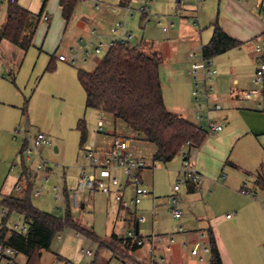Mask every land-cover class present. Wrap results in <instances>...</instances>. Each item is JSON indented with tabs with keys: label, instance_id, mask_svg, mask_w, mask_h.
<instances>
[{
	"label": "rangeland",
	"instance_id": "rangeland-1",
	"mask_svg": "<svg viewBox=\"0 0 264 264\" xmlns=\"http://www.w3.org/2000/svg\"><path fill=\"white\" fill-rule=\"evenodd\" d=\"M108 1L119 3L120 0ZM178 1L154 0L156 7L153 5L152 8V2L149 13L145 16L137 10H133V14L126 21L129 31L134 35L130 43L133 45L140 43L144 52L151 54L157 51L165 59L172 55L173 46L178 44V42L168 37V32L163 30V27L169 25L172 17L175 16L174 19L177 20L183 18L184 20L181 19L182 22H180L182 26L212 30L209 22L210 18L208 17L215 19L217 14L220 13L218 0ZM185 2L193 4L194 8L190 14H187L184 10ZM241 2L246 9L254 10L257 16L260 14L264 22V0H241ZM17 3L30 9L34 14L33 18L36 19V14L40 12L43 0H18ZM7 4V0H2L0 3L1 26L6 20ZM131 4L136 7L138 2L137 0H131ZM260 4L262 8L259 10L258 6ZM180 8L186 13L183 14L185 15L183 17L180 16V13L175 15L176 10L180 11ZM45 10L49 12L51 20L50 22L41 20L35 39L41 46L45 35L48 34L46 43L43 46L46 51L53 52L56 49V55L65 53L70 56L71 48L73 46L78 48L81 44V38L83 39L82 44L87 45V42L94 36L92 33L94 29L101 37L103 36L104 45L101 53L92 54L91 51L95 41L88 43L87 49L90 52L88 60L77 62L78 65H82L87 70H92L95 62L98 63L108 50L107 35L110 33L111 23L118 20L124 21L123 17H113L104 7V4L100 8H96L88 0L78 2L69 21L63 19L61 15L59 0H48ZM195 18H199V21L196 22ZM193 20L195 21L193 22ZM260 35L245 43V47L232 50L239 52L238 55H242L245 62H250L255 54L248 47L249 45L255 47L256 42L262 39ZM181 41L180 43L183 44ZM33 49L35 47L30 48V50ZM198 49L195 50L199 52L200 49ZM191 57L195 59L193 56ZM68 64L73 65L72 63ZM244 72H247L246 67H244ZM162 75H164V64L161 63V82ZM59 76H54L55 81ZM253 78L254 74L251 76L252 84L254 83ZM244 79L242 78V81ZM253 86L261 88L264 87V83ZM194 88L192 78L191 93ZM37 101L34 107L27 108L26 116L28 118L24 119L18 129L22 137L28 139V142L39 131H43L51 144H45L44 147L41 146L38 149L35 148L30 159L25 160L24 163L21 153H18L16 167L9 165L8 168L12 169L10 176L4 185L2 182L3 192L19 193L13 188V175L16 176L18 173L19 177L24 170V166L36 172L38 163L46 160L48 167L51 169L50 176L37 180L33 174H30V181L25 189L27 191L30 182H32L30 185L31 188L33 187L31 192L32 203L41 210L63 217L66 208L65 195L57 197L56 193L57 191L61 192L63 189L70 193L75 187L82 165L88 164V161L82 155L81 148L84 144H91L94 147V144L97 143L101 135L97 131L100 112L99 109L86 106L85 92L79 81L78 88H68L60 93L44 95L38 97ZM196 110L197 105L195 104L189 119L198 122L195 116ZM74 112L75 114L72 115ZM174 112L187 118L182 112ZM101 115L107 118L104 132L116 130L118 133L128 134V128L123 120H115L111 114L104 111ZM79 118H85L87 126L86 140L82 145L80 144L81 134L76 127ZM71 121H73L72 125L70 124ZM47 128L50 130H47ZM133 140L134 138L132 144ZM154 150L155 145L153 143L136 141V154L143 157L147 165L153 166L145 176V182L141 185L150 192L138 205L137 214L145 217L139 226L138 234L145 240L143 243V251L145 252L149 248L150 235H172L174 237L171 241V251L162 252L163 263L157 257L152 260L151 257L146 255H135L133 251H128L117 241L115 243L120 249L118 253L120 257L113 256L109 249L99 247L96 241L78 233L72 227H66L54 236L50 248L43 250L40 258L31 264H152V261H157L159 264H167L169 261L170 264H209L210 253H204L203 257L200 258L199 255L191 254V246L185 243L188 240L186 235L188 231L194 229L205 231L204 226L206 224L202 219L205 216L217 217V220H220L218 226L226 245L222 257L224 264H264V189L257 187L253 182V176L255 174L257 176L258 172L264 176V163L257 171L245 167L242 169L246 177V185L250 188V191L244 194L239 189L238 192L241 197H238L235 193L218 191L210 200L206 194L197 195L198 191L189 192L187 184H183L177 192L182 216L175 218L170 207V198L175 193L174 185L177 183L178 176L182 173L183 155L180 153L171 161L163 163L153 161ZM228 166L231 165L228 164ZM40 184L43 185L42 193L40 196H35L33 190ZM253 189L254 191H251ZM81 196L83 197L79 208L71 209L72 218L81 228L92 233L96 239L108 241V236L113 231L119 238L129 229L135 233L136 228L133 223H125L117 218L118 204L112 194L96 192L82 194ZM251 199L257 203H252ZM237 206H242L243 209L241 216L239 215V223L233 225L226 217L228 213L233 218L236 217ZM0 207H2L1 203ZM2 215L3 212L0 209V222ZM14 224L26 225L23 215L15 211L10 213L7 220V226L10 229ZM180 227H182V230ZM14 257L17 264H26L27 262V257L23 253L18 252ZM166 257H168L167 261ZM1 260L0 264H4V261Z\"/></svg>",
	"mask_w": 264,
	"mask_h": 264
},
{
	"label": "crops",
	"instance_id": "crops-1",
	"mask_svg": "<svg viewBox=\"0 0 264 264\" xmlns=\"http://www.w3.org/2000/svg\"><path fill=\"white\" fill-rule=\"evenodd\" d=\"M124 1L128 0H120L119 3L105 0L104 7L113 17H123L124 20L127 21L133 12L127 16L124 14L121 9V5ZM241 3V0H218L220 13L217 14L215 19L208 17L210 18L209 22L212 26V30L182 26L180 22L184 19L181 18L182 20H177L174 19L175 16L170 19L167 27H163V30L168 32V37L178 42V44L173 46L171 50L172 55H170V57L163 59L162 56L164 75H162L161 83L164 102L170 111L182 112L187 116V119L191 117L190 115L196 104L191 93L192 77L188 73L192 61L191 52L197 48L200 49L203 44L209 41L213 33V24L216 21L229 35L242 42L240 46L231 48L211 58V66L216 69V73L212 76L211 83L213 90L210 92L208 103L210 106L214 103L221 104L222 109L212 110L210 114L215 121L223 123L222 130L207 134L204 142L198 147L184 148L185 157L201 173L199 182L197 184L187 185V189L189 192L198 191L197 195L206 194L210 200L213 199L218 191L235 193L238 197H241V194L238 192L239 189L241 193L244 194L245 192L242 191L243 189L246 192L250 191V188L246 185V177L242 169L245 167L257 171L264 163V87H254L253 85L258 86L259 84H252L251 82V76L259 65L260 58L255 52L253 45H249L248 47L255 54L250 62H245L243 56L238 55L239 52H234V50H232L245 47V43L260 34V37L264 39V22L260 14L257 16L254 10L246 9ZM153 5L156 7L154 2L152 8ZM183 7L187 14H190L194 8L193 4L186 2ZM261 8L262 5L260 4L258 9L260 10ZM179 13L182 17L185 16L183 14H186L181 8L180 11L178 9L176 10L175 15ZM42 14H47L49 19L45 20L40 16V20L33 35L32 45L28 49L24 50L6 38H0V196L13 194L22 197L26 193H5L3 192V185L12 171V169L8 168L9 165L11 164L16 167V156L20 153V149L24 142L28 143V139L23 138L18 129L24 119L28 118L26 116L27 108L34 107L36 102H38V97L60 93L68 88H78V69L85 68H83L82 65H78L77 62L88 60L90 52L87 49V45L88 43H93L90 39L84 49L81 48L82 44H79L78 48L73 46L71 48V54L72 50L78 52V57L74 61H72L71 55L65 60H59L58 55H56V49L53 52H49L43 48L48 34L45 35L44 42L41 46H39L35 39L36 31L41 20L47 22L51 20L49 12L45 9ZM195 20L198 22L199 18H195ZM195 20H193V22ZM1 24L0 21V26ZM112 25L113 23H111V26ZM49 26L50 24L48 27ZM97 35L98 39L103 42V36L101 37L98 33ZM180 40H182L181 42L183 44L180 43ZM31 47H35V49L30 50ZM91 52L92 54H96L93 50ZM52 55L55 56L56 68L52 71H47L46 66ZM68 63H72L73 65ZM96 65L97 62H95L94 68ZM244 67L247 68V72H244ZM55 75H60L56 80L57 82L54 78ZM242 78L245 79L242 81ZM263 83L264 81L262 84ZM246 90H256L258 94L248 98L245 96ZM99 112L100 114L103 113L102 110H99ZM73 114H75V112L72 113V115ZM81 119L85 120V118H79L78 122ZM104 119L106 125L107 118L104 117ZM189 120L199 124V121ZM71 123H73V121H71L70 124ZM104 127L103 130L98 132L101 133V135L97 143L94 144V147L102 148L107 146L113 135L118 133L116 130L104 132ZM47 130L50 129L47 128ZM129 133L128 130V134ZM136 141L145 143H147V141L134 139L133 144L131 143L130 154L139 156L135 151ZM48 144H51V141H49ZM88 145L91 146V144ZM21 157L24 163L25 160L22 153ZM228 164L231 166H228ZM152 167L153 166L148 165L144 168L142 171V182H145V176ZM30 174H33L37 180H40L43 176L42 172L38 170L33 172L31 169L25 168L24 166V170L19 177L18 173L16 176L13 175V188L15 189V184L20 180L23 182L24 187L27 186L30 181ZM256 178L257 176L255 174V176H253L254 184L264 189L263 186L256 184ZM131 189L132 187L129 186L128 191H130V193ZM254 189L251 191H254ZM82 197L83 196H80V202ZM250 201L254 204L257 203L252 199ZM236 208L238 210H236V217H226L233 225L239 223V215L241 216V211L243 209L242 206H237ZM135 217L136 213L124 209L118 204L117 218L125 223H133L137 231L144 220L137 222ZM202 219L206 224L204 226V228H206L205 231L197 229L188 231L186 234L188 238L187 242H185L186 245H190L192 248L198 240V234L204 232L206 235L202 237V242L204 245L210 247L208 238V230L210 229L213 232L220 254H222L221 257H223V250L226 245L223 234L218 226L220 220H217V217L208 216L202 217ZM143 246L144 244L133 251L135 255H146L147 257H151L152 260L157 257L162 261L164 258L162 252H170L172 242L165 243L162 240L151 242L149 239V248L147 252L143 251ZM204 253L210 252H203L201 250L199 257L201 256L202 258ZM167 260L168 257H166V261ZM1 261H4V259ZM15 261V257H13L12 264H17ZM167 264H170V261Z\"/></svg>",
	"mask_w": 264,
	"mask_h": 264
},
{
	"label": "trees",
	"instance_id": "trees-1",
	"mask_svg": "<svg viewBox=\"0 0 264 264\" xmlns=\"http://www.w3.org/2000/svg\"><path fill=\"white\" fill-rule=\"evenodd\" d=\"M80 0H59L61 14L66 21L71 18ZM1 3V2H0ZM47 0H43L40 12L34 14L16 2H8L6 20L0 26V38H6L26 50L32 45L35 29L44 12ZM145 16V15H143ZM242 42L229 35L216 21L209 41L201 46L202 55L214 57ZM162 56L154 51L151 54L143 51L140 43L119 42L109 47L105 55L91 71L78 69L77 76L86 93V106L111 114L115 120L121 119L126 124L131 139H141L155 145L153 161L166 163L178 154L186 160L184 148L198 147L206 139L207 132L198 124L170 111L164 102L160 79ZM56 68L55 56L50 58L46 70ZM81 133V144L86 140L87 126L84 119L77 124ZM24 142L22 153L27 146ZM32 182H30V185ZM256 184L264 187V176L257 174ZM22 196L13 194L1 195L0 203L7 213L0 222V243L9 245L27 257L26 264L40 258L42 251L49 249L54 236L66 227L74 228L89 239L96 241L99 247L109 249L113 256H119V242L132 252L141 245L130 237H118L113 231L108 241L96 239L92 233L81 228L72 218L69 196L66 189L65 214L63 217L36 207L31 201L32 188ZM23 215L27 229L24 232L12 230L7 226L11 212ZM137 236L138 230L136 231ZM210 244L209 264H224L213 232L208 230ZM124 260V259H123ZM152 264H159L153 261Z\"/></svg>",
	"mask_w": 264,
	"mask_h": 264
},
{
	"label": "built area",
	"instance_id": "built-area-1",
	"mask_svg": "<svg viewBox=\"0 0 264 264\" xmlns=\"http://www.w3.org/2000/svg\"><path fill=\"white\" fill-rule=\"evenodd\" d=\"M8 2H16L17 0H7ZM96 8H100L104 4L105 0H88ZM154 0H137L138 5L134 7L131 4V0L124 1L121 5V9L127 16L137 10L143 15H147L150 10V4ZM181 0H179L180 2ZM201 1V0H197ZM2 2V0H0ZM42 18L45 20L49 19L47 14H42ZM165 29V28H164ZM94 36L91 38V42L95 41L93 51L96 54L101 53L104 43L98 39L96 30L92 31ZM108 36L109 47L116 46L119 42H130L134 35L129 31L127 27L126 20H118L113 23L110 27V33ZM81 44L83 39H80ZM82 49L85 48V44H82ZM255 52L259 55L260 62L257 66L253 82L255 84H260L264 81V39L256 42ZM192 61L188 73L191 75L194 81L195 88L192 90V95L195 98L197 105L196 119L199 121V126L207 132V134H212L216 131H220L223 128V123L217 122L211 116L212 110H220L222 106L220 103H214L211 106L208 103L210 98V92L213 90L212 86V76L216 73V69L211 66V58L202 55L201 48L199 52L196 50L191 52ZM68 56L65 53L58 55L59 60H65ZM78 57V52L72 50L71 59L74 61ZM258 91L256 90H246L245 96L250 98L256 96ZM105 125V119L100 114L97 122V131L103 130ZM131 138L122 133H115L110 141V143L102 148H97L90 146L88 144L82 145L81 152L84 158L88 161L87 165H82L81 171L77 180L76 186L69 193V203L71 208H79L80 196L82 194H92L96 192H102L106 194H112L114 200L124 209L130 210L136 213V221L141 222L145 219L143 215L137 214V206L142 202V199L148 195L150 192L146 188L142 187V171L148 165L146 160L141 156H134L130 154ZM49 143V138L46 133L39 131L31 141L28 142L22 156L24 160H29L33 150ZM48 162L46 160L41 161L37 165V170L43 173L40 178L42 180L44 177L48 178L50 176V168L48 167ZM201 179V173L189 162L188 159L183 160L182 173L178 176L177 183L174 185L175 193L170 198V207L172 214L175 218H180L182 216V210L179 207V198L177 192L181 189L183 184H197ZM131 186V193L128 191V187ZM15 189L20 193H25L26 189L22 181H18L15 184ZM43 190V185L37 186L33 190L35 196H40ZM243 192H246L244 189ZM56 196H64V189L61 192L56 193ZM3 214L7 213L6 207H0ZM227 217H231V214H227ZM12 230H18L21 232L26 231L27 224L21 226L19 224H14L11 228ZM182 230V227H180ZM206 233L200 232L198 234V240L195 242L194 246L191 248V253L193 255H199L200 251L210 252V247L204 245L202 242V237ZM130 237L137 241L139 245H143L144 238L142 236H137L132 230H127L123 233L121 237ZM149 239L154 241L162 240L165 243L173 241L174 237L172 235H150ZM18 253L13 247L0 243V259H4V264H12V258ZM201 258V256H200Z\"/></svg>",
	"mask_w": 264,
	"mask_h": 264
}]
</instances>
